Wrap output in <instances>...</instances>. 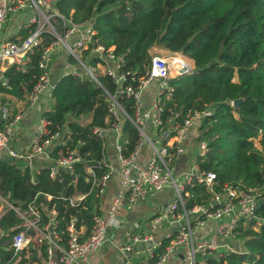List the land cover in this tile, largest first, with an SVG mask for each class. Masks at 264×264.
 I'll return each mask as SVG.
<instances>
[{
    "label": "trees",
    "instance_id": "1",
    "mask_svg": "<svg viewBox=\"0 0 264 264\" xmlns=\"http://www.w3.org/2000/svg\"><path fill=\"white\" fill-rule=\"evenodd\" d=\"M54 5L63 16L91 24V44L111 48L116 70L124 78L114 82L103 69L96 72L99 83L69 71L58 76L50 89L52 106L42 111L41 117L48 133L61 126L65 131L62 141L49 149V156L54 159L74 149L78 159L71 171L57 169L50 175L47 165L31 172L27 165L0 155V203L5 199L16 205L41 229L50 225L57 244H65L71 217L75 228L83 229L79 236L87 234L93 215L100 214L101 177L110 172L103 138L93 131L114 121L104 90L113 93L117 85L126 84L136 87L149 66V48L155 45L192 60L188 71L166 78L170 89L159 96L160 122L154 130L165 133L162 141L189 112L208 110L195 135L205 150L193 156V163L196 173L211 172L213 178L206 184L192 174L191 181L183 185L182 204L176 212L194 205L211 208L215 205L209 206L213 194L230 186L254 194V215L259 218L257 223L241 218L234 226L231 237L241 240V250L208 252L196 264H264V0H55ZM51 21L58 25L57 19ZM33 27L21 23L9 39L19 40ZM40 35L41 41L20 62H10L1 70L0 101L5 100L4 95L26 101L40 73L38 53L52 38L48 31ZM66 57L74 62L71 56ZM80 57L90 64L100 61L89 55L88 49H83ZM236 97L240 101L232 106ZM117 98L132 117V96L119 93ZM120 132L121 152L127 154L136 141L137 129L124 117ZM168 152L170 167L176 153L171 148ZM72 195L80 198L70 203ZM0 229L5 230L0 236V264H38L44 258L47 243L36 240V230L11 206L4 205L0 212ZM17 231H23L29 241L13 254L9 242ZM174 234L162 236L151 256L129 255V264H154Z\"/></svg>",
    "mask_w": 264,
    "mask_h": 264
},
{
    "label": "built area",
    "instance_id": "2",
    "mask_svg": "<svg viewBox=\"0 0 264 264\" xmlns=\"http://www.w3.org/2000/svg\"><path fill=\"white\" fill-rule=\"evenodd\" d=\"M54 1L0 0V24L11 14L20 10L28 11V15L22 25L34 24L29 33L19 40L0 37V68L4 63L20 62L24 54L27 51L30 52L32 47L41 41L40 34L42 31H48L52 35V38L42 45L38 53L37 66L40 69V73L27 94L25 101L27 106L34 104L39 93L49 83L48 66L54 51L58 47H61L66 55L74 59V62L68 59L65 60L63 65L66 72L83 74L88 76L93 82L99 83L96 78V72L102 67L113 78L114 82H120L124 78L122 73H118L115 67L110 65L115 63L117 67L116 58L111 48H104L101 44H91L92 34L94 33L91 24L88 21L75 22L70 17L63 16L57 11ZM52 19H57L58 25L52 24ZM83 49H88L89 55L97 57L100 61L90 64L85 59H82L80 56ZM101 60L104 61L105 68ZM169 65L170 62L164 57L151 55L149 66L136 87L126 84L123 86L117 85L113 93L104 90L107 95V110L114 121L107 127H95L93 131L99 134L103 140L107 132L111 131L113 133L112 143L116 150L118 164L116 173L119 178V186L107 208L106 215H93L91 226L84 237L81 238L79 236L82 229L75 228L74 217L69 219L64 245L57 244L54 241L50 233V225H46L41 229L32 219H27V221H30L27 225L36 230V240L41 241L44 239L47 243L45 256L38 264H91L88 255L106 240L107 230L117 203L124 201L129 205H134L140 198L151 195L166 185L173 187L175 197L164 204L155 215L154 221L158 222L163 217H171L174 220L180 218V221L176 226L174 236L168 241L162 252L158 254L154 264H165L168 257L177 252L180 253L181 264L202 262L203 256L214 248L216 236H232L233 228L239 219H254L255 223L259 221V218L254 215V194L250 190L230 186H225L222 192L213 194L209 206L211 204L215 205L211 208L206 205H194L188 209L182 207L180 212H176L177 206L182 204L181 191L183 185L191 181L192 174H195L199 179L203 178L204 182L208 184L213 178V173L206 172L201 176L193 168V170L186 171L179 178L174 175L172 166L169 167L168 165L169 148L176 154L183 152V143L187 136V131L192 126L197 125L200 119L208 113V110L189 112L180 123H175L172 126V134L164 142L145 133V122L147 120H150L153 128L160 122L161 106L159 104V96L164 90L168 91L170 89L166 78L188 67V65L185 66L173 61L171 71ZM151 82L156 84V95L149 106H142L140 92ZM119 93L132 96L134 101L132 117L125 113L118 102L117 96ZM124 117L128 118L137 129L136 141L127 154L121 152V134L119 130L120 122ZM19 118L20 112H10L6 101L0 104V153H3L6 157H31L34 154L43 152L52 142L62 141L59 131L48 133L45 128V120L41 119L39 133L34 136L26 150H18L8 146L13 126ZM144 143L148 144L150 151L145 161L141 163L137 160V154ZM199 148V153H203L205 150L203 142H200ZM77 159L78 155L74 149L69 150L64 156L54 158L49 174L54 175L57 169L71 171L72 164ZM107 175L104 174L101 177L99 192L102 190ZM79 198L80 196L72 195L68 200L70 203H74ZM29 210L31 213H35L31 207ZM16 211L19 216L25 218L24 213ZM50 213L53 214L54 211L51 210ZM206 219L215 221L214 232L209 236L196 237L193 234L194 228L202 225ZM122 237L120 248L127 253L124 264H129L128 254L132 253L135 244H145V253L147 256H151L152 248L159 243V239H155L151 232L125 230ZM28 241L29 236L25 235L23 231L13 233L9 242L13 254L25 248Z\"/></svg>",
    "mask_w": 264,
    "mask_h": 264
},
{
    "label": "crops",
    "instance_id": "3",
    "mask_svg": "<svg viewBox=\"0 0 264 264\" xmlns=\"http://www.w3.org/2000/svg\"><path fill=\"white\" fill-rule=\"evenodd\" d=\"M28 11L27 10H20L18 12L13 13V16L9 18V20H5L2 24H0V37L8 38L13 34L19 25L24 21L27 17ZM13 17V18H12ZM15 27V28H14ZM15 29V31H13ZM150 55H159L162 57H167L173 52H170L167 49L161 48L159 46H151L149 48ZM66 53L61 47H58L53 55L51 62L48 66V73H49V83L47 86L39 93L37 100L34 102L33 105L27 106L24 100H17L13 97H9L4 95L5 100L9 106L10 112H20V118L13 126V131L11 137L8 142V146L13 147L18 150H26L29 144L31 143L32 139L36 134L39 133V129L41 126V112L44 110H48L52 106V97L50 94V89L55 80L58 78L59 75L66 72L64 68V62L67 60ZM172 61H175L172 59ZM7 64V63H6ZM4 63L1 66L0 70L6 65ZM111 66L116 67V64L111 63ZM103 68L101 67L100 70ZM157 92L156 84L151 82L147 87L141 90L140 92V101L142 106H149L155 97ZM2 101H0V104ZM12 112V113H14ZM197 125L191 127V136L196 135ZM120 130V126H119ZM65 131V126H61L59 130V135L61 136ZM145 133L148 136H152L162 141V137H164V132L161 134H157L154 128L151 126L150 120L145 122ZM121 134V132H120ZM167 137L165 140H167ZM113 140V133L111 131L107 132L104 137V153L105 157L108 161L110 166V172L108 173L106 179L104 180V185L102 190L99 192V208L100 214L106 215L107 208L109 207L114 194L118 188V175L116 173L117 165H114L116 160V150L112 143ZM164 140V141H165ZM163 142V141H162ZM197 151L192 149V141L189 138L184 146L185 152H192V156H189V162L187 163L185 159L181 160L180 157L178 158V154L174 158L172 170L175 176L179 178L184 175V173L188 170H193L195 168L193 163V156L196 153H199L200 142H197ZM54 144L52 142L49 146L45 148L43 152L37 153L32 155L31 157H23V158H10L20 164L27 165L31 172H35L41 166H51L53 162V158L49 156V149ZM144 145V144H143ZM148 146V145H147ZM143 147V146H141ZM148 150L150 148L148 146ZM1 156H5L3 153H0ZM147 158V154L143 153V151L138 152L137 160L139 162H144ZM185 162V163H184ZM114 163V164H113ZM89 171V169H86ZM78 197V195H75ZM175 197V191L171 185L164 186L161 190L147 195L145 197L140 198L135 204L133 209L130 208L129 204L124 201H119L115 207V211L111 217L109 228L107 230V238L106 240L97 248L92 250L89 255L88 259L91 264H124L125 258L127 253H125L121 248L122 244V236L125 230H132L135 232H151L155 239H160L162 236L169 235L171 232L176 231V226L180 221L174 220L171 217H163L160 221L155 222L154 217L158 213V211L164 206V204ZM4 205L11 206L15 212L16 210L24 213L25 218H23L24 223L27 225L30 221H27V217L24 211L19 210L16 205L9 204L5 199L1 200L0 203V212L3 209ZM50 212V211H49ZM51 214V213H50ZM18 215V213H17ZM52 215V214H51ZM19 216V215H18ZM30 220V219H28ZM214 225L215 221L212 219H206L204 223L200 226H196L194 228L195 232L193 234L196 237L200 236H209L214 232ZM82 229V228H81ZM52 231V230H51ZM50 231V233H51ZM83 231V229H82ZM5 230L0 229V236L4 234ZM230 237L224 236H216L215 238V246L210 252H219L226 249L232 250H241L242 243L240 241V245L234 243ZM238 239V238H236ZM145 244H135L133 246L132 253L134 256L146 254ZM165 264H181L180 263V253H174L170 255L165 262Z\"/></svg>",
    "mask_w": 264,
    "mask_h": 264
},
{
    "label": "rangeland",
    "instance_id": "4",
    "mask_svg": "<svg viewBox=\"0 0 264 264\" xmlns=\"http://www.w3.org/2000/svg\"><path fill=\"white\" fill-rule=\"evenodd\" d=\"M11 16H13V14H11ZM11 16H9V17H7L6 19L7 20H9V18L11 17ZM13 18V17H12ZM15 28V27H14ZM13 31H15V29H13ZM182 57V59L184 60V61H186V63L188 62L189 64H188V67L189 68H192V60L190 59V58H188L187 56H185V55H182V54H180V53H176V52H173V54H170V55H168L167 57H164L165 59H167L168 60V62H170V69H171V71H172V64H173V61H172V59H175L176 57ZM175 57V58H174ZM177 59H175V61H176ZM178 63H180V62H178ZM184 64L185 66L187 65V64ZM195 129H196V127H195ZM191 128L187 131V136H186V138L184 139V143H183V146H185V144H186V142H187V140L189 139V138H191V141H192V149H194V151H197V149H198V147H197V144H196V142H195V135H192L191 136ZM148 144L147 143H144V145H142L143 147H140L139 148V150H138V152H139V154H140V152L141 151H143V153H146L147 154V156H148V154H149V150H148V146H147ZM189 156L191 157L192 156V152L190 153V152H185V153H179L178 154V158L180 157V159L181 160H183V159H185L186 160V162L188 163L189 162ZM117 161V160H116ZM185 163V162H184ZM114 164V163H113ZM114 165H117L118 166V164H117V162H115V164ZM118 186H119V178H118ZM130 206V208H132L133 209V207H134V205H129ZM194 232H195V230H194ZM195 234V233H194ZM234 243H237V244H239L240 243V239H231ZM240 245V244H239Z\"/></svg>",
    "mask_w": 264,
    "mask_h": 264
},
{
    "label": "water",
    "instance_id": "5",
    "mask_svg": "<svg viewBox=\"0 0 264 264\" xmlns=\"http://www.w3.org/2000/svg\"><path fill=\"white\" fill-rule=\"evenodd\" d=\"M189 69H190L189 67L183 68V69L179 70L178 73H182V72L188 71ZM239 101H240V98L239 97H236V98H234V99L231 100V105L232 106H237V104L239 103ZM50 231H51V229H50Z\"/></svg>",
    "mask_w": 264,
    "mask_h": 264
},
{
    "label": "bare ground",
    "instance_id": "6",
    "mask_svg": "<svg viewBox=\"0 0 264 264\" xmlns=\"http://www.w3.org/2000/svg\"><path fill=\"white\" fill-rule=\"evenodd\" d=\"M179 57H180V56H179ZM179 57H176V58L174 57L175 59H177L176 62H180V64H183V65H184L185 62L183 61L182 57H180V58H179ZM175 59H174V60H175Z\"/></svg>",
    "mask_w": 264,
    "mask_h": 264
}]
</instances>
